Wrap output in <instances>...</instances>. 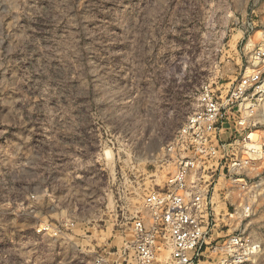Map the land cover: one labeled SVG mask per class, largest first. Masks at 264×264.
I'll return each mask as SVG.
<instances>
[{
	"label": "rangeland",
	"instance_id": "374dc122",
	"mask_svg": "<svg viewBox=\"0 0 264 264\" xmlns=\"http://www.w3.org/2000/svg\"><path fill=\"white\" fill-rule=\"evenodd\" d=\"M262 52L264 0H0V264H138L124 246L201 88L224 97ZM242 119V169L205 171L196 264L232 238V264H264V102Z\"/></svg>",
	"mask_w": 264,
	"mask_h": 264
},
{
	"label": "built area",
	"instance_id": "2783aa9c",
	"mask_svg": "<svg viewBox=\"0 0 264 264\" xmlns=\"http://www.w3.org/2000/svg\"><path fill=\"white\" fill-rule=\"evenodd\" d=\"M263 56V52L258 54V65L224 97H218L209 85L201 88L199 108L187 116L180 132L184 154L163 190L148 193V223L142 218L133 223V240L124 246L127 263L132 258L138 264H152L159 242L167 246L173 264H196L203 256L214 192L205 171L212 178L220 164L228 171L244 166L238 150L249 138L242 115L264 102ZM228 245L230 257L224 263L232 264L237 256L232 248L238 247V239H230Z\"/></svg>",
	"mask_w": 264,
	"mask_h": 264
},
{
	"label": "bare ground",
	"instance_id": "6f19581e",
	"mask_svg": "<svg viewBox=\"0 0 264 264\" xmlns=\"http://www.w3.org/2000/svg\"><path fill=\"white\" fill-rule=\"evenodd\" d=\"M254 134V133H253Z\"/></svg>",
	"mask_w": 264,
	"mask_h": 264
}]
</instances>
